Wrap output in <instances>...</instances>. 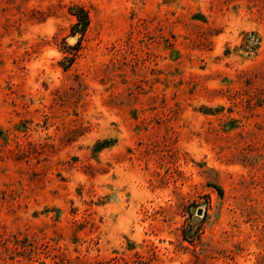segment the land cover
Instances as JSON below:
<instances>
[{"label":"rangeland","instance_id":"1","mask_svg":"<svg viewBox=\"0 0 264 264\" xmlns=\"http://www.w3.org/2000/svg\"><path fill=\"white\" fill-rule=\"evenodd\" d=\"M0 264H264V0H0Z\"/></svg>","mask_w":264,"mask_h":264},{"label":"trees","instance_id":"2","mask_svg":"<svg viewBox=\"0 0 264 264\" xmlns=\"http://www.w3.org/2000/svg\"><path fill=\"white\" fill-rule=\"evenodd\" d=\"M74 14L77 18V23L73 26L72 31L74 33L83 34L90 25V15L88 10L83 6H77L73 8Z\"/></svg>","mask_w":264,"mask_h":264}]
</instances>
